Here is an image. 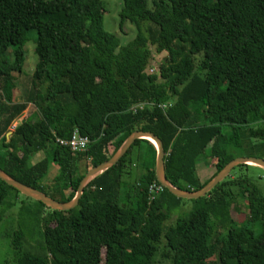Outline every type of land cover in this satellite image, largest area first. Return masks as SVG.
<instances>
[{
    "label": "trees",
    "instance_id": "obj_1",
    "mask_svg": "<svg viewBox=\"0 0 264 264\" xmlns=\"http://www.w3.org/2000/svg\"><path fill=\"white\" fill-rule=\"evenodd\" d=\"M148 2L123 0L120 28L130 21L137 35L120 47L104 27L101 0H0L5 172L70 201L84 174L141 129L163 142L168 180L197 190L207 181L196 164L208 149L215 175L238 156L228 143L241 145L240 128L264 140V0H152V8ZM33 31L38 59L31 86L16 102L14 73L22 72ZM161 53L158 70L149 73ZM29 103L35 110L7 136ZM137 103L144 108L134 111ZM74 130L89 137L86 149L58 143ZM37 152L44 156L30 162ZM155 163L154 143L138 138L85 186L74 208L21 202L17 227L0 232L8 250L0 264H154L162 233L171 264H264V194L249 176L230 172L164 231V221L186 199L165 187L150 199ZM53 164L58 172L50 180ZM242 166L249 164L236 167ZM19 194L0 179L1 227L10 223ZM238 198L248 213L240 225L232 216Z\"/></svg>",
    "mask_w": 264,
    "mask_h": 264
},
{
    "label": "rangeland",
    "instance_id": "obj_2",
    "mask_svg": "<svg viewBox=\"0 0 264 264\" xmlns=\"http://www.w3.org/2000/svg\"><path fill=\"white\" fill-rule=\"evenodd\" d=\"M102 10L104 14V27L107 31L114 33L117 35L120 41V47L127 45L130 43L137 35V29L135 24L131 23L130 21H126L123 25V29L120 28V11L123 7V0H101ZM148 5L150 8L153 7L152 0H149ZM37 36L36 31H33L30 33V38L28 42L25 44L24 50H25V62L23 65V69L21 73H14V77L16 79L17 83V90L15 92L14 100L16 102L22 101L24 92L29 89L31 86V74L33 71V68L37 62V54L35 52V38ZM119 50V49H118ZM165 54L161 53L158 54L155 59L153 60L152 64L150 65L148 71L150 72H156L158 70L159 61L161 58H164ZM157 65V66H156ZM0 108H7L5 107V104L3 101H0ZM35 110V105L33 103H29L28 107L23 110V112L14 120V123L18 124L21 122L22 119L30 117V114ZM13 130V129H12ZM11 130V131H12ZM227 135L231 137V133L227 131ZM252 142L247 141L246 137H241V145L237 146L235 145V142L233 140H230L228 143V147L233 150L235 154H238L239 156H246V153L249 152H255V153H261L264 154V140L263 139H256L251 138ZM136 148V147H135ZM134 148V152H135ZM243 154V155H241ZM44 156L43 152H37L35 153L31 159L30 162L34 163L38 160H40ZM238 157V156H237ZM133 158L135 159V154H133ZM262 158V157H260ZM212 160V157L210 155V150L208 149L205 154L199 157L197 161V173L198 175H202V177L205 179L204 172L206 170L214 168L210 164ZM83 170H85L86 163L82 164ZM260 167V168H258ZM254 167V166H242V167H236L231 170V174L233 176H238L239 174H245L249 176L261 189L262 193L264 194V168L261 166ZM134 171L131 175V178L128 179L126 177L127 181H134V179L137 177L139 171H141V167L133 168ZM139 169V171H138ZM58 172V168L55 164H53L50 168V173L48 174L49 179L52 180V178L55 176V174ZM48 178V177H47ZM33 199V198H32ZM31 197H27L24 194L20 193L18 196V205L16 206L15 210H12V216L11 220L9 221V224H6V226L1 227L0 226V232L1 235L2 229L6 228H14L17 227V219H16V213L19 209V206L21 202L30 203L33 201ZM195 206V202L192 199H186L183 204H181L178 208L174 209L170 216L164 221V231L166 228L172 224H175L177 220L184 219L189 215V213L192 211V209ZM247 209L245 201L241 198L237 199L236 205L232 209V216L236 220V224L240 225L243 221H245L247 217ZM9 220V219H8ZM256 232L260 230V227H255ZM0 235V257L4 258L6 256L7 246L5 239L1 237ZM165 237L164 233H162L161 241L159 243V254L155 258L154 264H171V258L170 256H166L164 254V246H165ZM104 250V249H103ZM101 264H104L103 260L101 261Z\"/></svg>",
    "mask_w": 264,
    "mask_h": 264
},
{
    "label": "water",
    "instance_id": "obj_3",
    "mask_svg": "<svg viewBox=\"0 0 264 264\" xmlns=\"http://www.w3.org/2000/svg\"><path fill=\"white\" fill-rule=\"evenodd\" d=\"M24 120V119H23ZM11 130L7 133V136L11 134ZM138 138H152V141L156 147V163H155V173L158 182H160L165 188H167L171 193L177 197L184 199H197L199 197L205 196L215 185H217L221 180H223L227 175L230 174L231 170L240 164H254L264 168V158L256 156H238L230 160L227 164L223 166L212 178H210L200 189L197 190H186L173 185L167 178L165 172L164 163V146L161 139L152 133L151 131H144L141 129L132 131L126 139L123 141L121 146L115 151V153L107 160L101 162L100 164L90 168L81 179L79 186L77 188L75 196L70 201H59L49 196L45 192L27 185L16 178L9 175L0 167V179L6 182L8 185L17 189L20 193L27 197H31L35 200L43 202L47 207L55 210H69L74 208L79 199L82 196L85 186L97 175L113 166L117 161L128 151L131 145ZM150 140V139H149Z\"/></svg>",
    "mask_w": 264,
    "mask_h": 264
},
{
    "label": "built area",
    "instance_id": "obj_4",
    "mask_svg": "<svg viewBox=\"0 0 264 264\" xmlns=\"http://www.w3.org/2000/svg\"><path fill=\"white\" fill-rule=\"evenodd\" d=\"M149 73H153L152 70ZM153 105V104H151ZM143 103H137L134 106H132V109L136 111L137 109H143L144 108ZM16 126V123L12 124L11 130L14 129ZM57 141L61 145L69 146L72 151H81L87 148L90 139L86 135H82L78 130H74L72 135L69 138H57ZM164 186L157 181H153L149 184V194L150 199H153L156 197L162 190Z\"/></svg>",
    "mask_w": 264,
    "mask_h": 264
},
{
    "label": "crops",
    "instance_id": "obj_5",
    "mask_svg": "<svg viewBox=\"0 0 264 264\" xmlns=\"http://www.w3.org/2000/svg\"><path fill=\"white\" fill-rule=\"evenodd\" d=\"M239 132H240V141H241V137H243V136L246 137V140L247 141H250V142L254 141V140L251 139L252 138V135L250 133L249 127L240 128V131ZM241 155H243V154H241ZM245 155L246 156H256V157H262V158H264V154L255 153V152H249V153H246ZM249 165L254 166V167H258L257 165H254V164H249ZM258 168H260V167H258ZM138 171H139V169H138ZM204 173H205L204 174L205 179L202 177V175L199 174L200 180L203 181V182L208 181L210 178H212L214 176L215 168H212V170L210 168V169L206 170V172H204Z\"/></svg>",
    "mask_w": 264,
    "mask_h": 264
},
{
    "label": "bare ground",
    "instance_id": "obj_6",
    "mask_svg": "<svg viewBox=\"0 0 264 264\" xmlns=\"http://www.w3.org/2000/svg\"><path fill=\"white\" fill-rule=\"evenodd\" d=\"M148 139H150V140L154 141L152 138H148ZM154 142H155V141H154Z\"/></svg>",
    "mask_w": 264,
    "mask_h": 264
}]
</instances>
